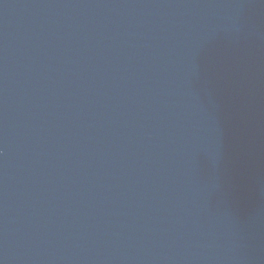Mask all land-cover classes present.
<instances>
[{"label": "water", "instance_id": "1", "mask_svg": "<svg viewBox=\"0 0 264 264\" xmlns=\"http://www.w3.org/2000/svg\"><path fill=\"white\" fill-rule=\"evenodd\" d=\"M0 264H264V0H0Z\"/></svg>", "mask_w": 264, "mask_h": 264}]
</instances>
